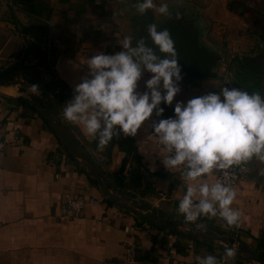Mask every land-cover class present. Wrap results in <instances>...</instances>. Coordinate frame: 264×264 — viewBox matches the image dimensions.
<instances>
[{"label":"crops","instance_id":"0c3cea01","mask_svg":"<svg viewBox=\"0 0 264 264\" xmlns=\"http://www.w3.org/2000/svg\"><path fill=\"white\" fill-rule=\"evenodd\" d=\"M167 1L170 15L156 18L151 9L144 14L136 11L134 5L143 0H10L9 17L0 24L17 27L21 38L38 49L37 56L30 53L38 60L28 67L48 66L43 69L48 85L58 93L62 83L74 90L81 82L89 57L119 51L117 41L125 36L132 37L133 46L142 36L149 39L146 28L155 23L158 31L167 29L176 43H182L181 37L188 33L195 47L212 59L210 75L181 73V91L173 105L161 104L164 116L174 115L176 101L186 103L223 86L264 96V72L250 70L243 62L258 61V56L244 52L249 41L246 35H238L247 31L239 0ZM150 75L145 72L140 91ZM14 93L16 85L0 86V142L4 143L0 148V264H195V253L223 258L224 242L185 233L188 226L178 213L185 192L182 170L164 167L167 152L153 134L151 121L137 136L113 138L100 152L98 141L86 137L82 126L64 119L70 93L62 90L54 101H44L40 93ZM152 119L156 120L155 114ZM246 165L249 175L234 186L237 198L232 205L242 213L240 227L229 228L219 217H201L197 223L203 231L239 237L255 253L257 238L264 234V163L253 159ZM94 171L122 198L161 209L166 219L179 223L181 232L109 201L92 182ZM214 174L206 180L215 182ZM65 194L93 196L98 202L73 217L61 216ZM143 213L154 216L148 209ZM129 244L135 249L127 260ZM225 264L259 262L237 253Z\"/></svg>","mask_w":264,"mask_h":264},{"label":"clouds","instance_id":"9594fccd","mask_svg":"<svg viewBox=\"0 0 264 264\" xmlns=\"http://www.w3.org/2000/svg\"><path fill=\"white\" fill-rule=\"evenodd\" d=\"M144 14L154 10L169 16L167 3L159 6L153 0L134 5ZM156 46L140 38L135 46L132 37L118 40L120 50L113 54L100 52L87 60V74L75 85L73 96L63 108L64 119L82 126L84 135L97 140V151L103 152L113 138L135 137L151 121V130L167 155L162 163L166 170L181 169L185 192L179 200L178 213L197 229L201 217L222 219L229 228L240 227L242 213L232 205L236 189L221 180L208 182L206 177L245 165L253 159L264 163V96L240 88L223 86L209 92L176 101L174 115L159 120L165 111L161 104L172 106L181 91V65L170 32L151 23L146 28ZM166 54L163 57L157 54ZM145 72L150 73L139 90ZM30 91L39 95L38 85ZM264 175V169L261 170ZM237 250L225 247L222 259L215 255L197 257V264H225L234 259Z\"/></svg>","mask_w":264,"mask_h":264},{"label":"water","instance_id":"95a60500","mask_svg":"<svg viewBox=\"0 0 264 264\" xmlns=\"http://www.w3.org/2000/svg\"><path fill=\"white\" fill-rule=\"evenodd\" d=\"M141 38H144V36H142ZM181 38H182V43H176V38H173L174 47L178 50L177 51L178 63L181 65V73H189L194 76L210 75V73L208 72V69H209L210 63H212V59L209 56H207V54L204 52L203 49L201 48L199 49L195 47L193 43V37L190 36L188 33H184V35ZM149 39L147 40L145 39L148 46L153 47L155 49L156 46ZM156 52L161 57L166 55V54L159 53L158 49H156ZM179 57L182 59H180ZM243 62L245 66L249 68L250 70L264 72V62L259 59L258 61L254 59H245ZM37 67L45 69L44 65H39ZM29 69H31V67L23 66V65H18L15 67H9L7 69H4L0 71V83L4 82L12 74H15L18 72H25ZM36 84L39 87H41L45 92H48L47 88L43 86L40 82H37ZM59 139L61 142H63L61 137H59ZM78 156L81 158H84L81 155H78ZM94 174L95 176L92 179V182L95 185H97L105 193L107 197L113 199L121 207L134 212L135 214L144 218L145 220H148L153 223L164 224L165 226H168L169 228L173 229L176 232H181V230L178 228L179 223L172 222L166 219L164 217V212L161 209L150 207L147 204L137 203V202L134 203V205H132L130 202L126 201L116 192L112 191L110 188V184L103 182L102 178L99 176L97 171H94ZM146 209L150 210L154 216H149V215L144 214L143 211ZM186 225L188 226V228L185 231V233H187L188 235L194 236L200 239H205V240H220L224 242V249L226 246L230 248H234L237 250L238 254L239 253L245 254L246 259L255 260L259 262V264H264L261 257L258 254H255L247 246V244H245V242H243V240H241L239 237L226 236L224 235L223 232H215L214 230L203 231L201 229H197L195 225L189 222H186ZM235 242L239 244L238 247L233 246Z\"/></svg>","mask_w":264,"mask_h":264},{"label":"rangeland","instance_id":"374dc122","mask_svg":"<svg viewBox=\"0 0 264 264\" xmlns=\"http://www.w3.org/2000/svg\"><path fill=\"white\" fill-rule=\"evenodd\" d=\"M171 3L175 2L170 0ZM231 2L233 0H230ZM236 0H234L235 2ZM153 2L159 6L162 3H167L168 8L170 3L167 0H153ZM243 6V18L247 22V31L241 30L238 35H246L249 43L246 46L245 53L250 55H257L258 59L264 62V0H239ZM8 6L5 8H0V20L3 18L8 19ZM152 15L156 18L161 14L153 10ZM239 51V50H238ZM34 53L35 56L38 55V49L31 46V42L27 41L25 38H21L20 30L16 27L11 26L3 27L0 24V71L7 69L9 67H15L18 65L23 66H33L38 59H34L30 53ZM237 52V51H236ZM42 60L40 59L39 62ZM232 66H236L237 58L231 61ZM27 70L25 72H18L10 75L1 85H16L17 93L12 95L17 96L19 91L21 94H29L31 85L37 82H43L48 85V76L45 74V70L42 68H37ZM42 84V83H41ZM39 93L43 99H45L43 92H45L41 87H39ZM46 93V92H45ZM52 99H56L54 95H51ZM112 191L116 192L114 189ZM130 202L129 200L125 199ZM132 205L134 203L130 202Z\"/></svg>","mask_w":264,"mask_h":264},{"label":"built area","instance_id":"2783aa9c","mask_svg":"<svg viewBox=\"0 0 264 264\" xmlns=\"http://www.w3.org/2000/svg\"><path fill=\"white\" fill-rule=\"evenodd\" d=\"M10 4V0H0V8H5ZM171 116H164L156 117V120L162 119V118H168ZM16 142L15 139H12L11 143ZM4 143L0 142V148H3ZM249 175V167L245 164L242 166L234 167L233 169L229 170V175L227 177L223 176L221 173H215L214 174V181L221 180L222 182L228 183L232 185L233 187L238 185L241 181L245 180ZM97 198L93 196H83V195H73V194H65L63 197V200L59 207V213L61 216H67V217H73L77 215V213L86 205H92L97 203ZM134 245L129 244L125 248V256L127 260H130L133 257L134 254ZM215 255L217 259L219 260L220 257L215 253H195L193 255L194 263L197 264V257H203L206 255Z\"/></svg>","mask_w":264,"mask_h":264},{"label":"trees","instance_id":"16d2710c","mask_svg":"<svg viewBox=\"0 0 264 264\" xmlns=\"http://www.w3.org/2000/svg\"><path fill=\"white\" fill-rule=\"evenodd\" d=\"M242 67H243V65H241ZM48 66H46L45 65V69L47 68ZM60 81V80H59ZM59 81H57L58 83H60ZM42 83V85L43 86H45L46 88H47V90H48V92H43V94H44V97H45V99H44V101L45 100H52V97H51V95H54L55 96V98H56V100L58 99V98H60L59 97V93H61V91L63 90V91H66L67 93H70L71 94V96H73V90H71V89H69L65 84H63L62 82V84H61V86H62V88L60 87V90H59V93L56 91V89L57 88H54L53 86H50V85H47L46 83H43V82H41ZM8 100H9V98H8ZM10 100H14V101H19V102H22L21 100H19V99H10ZM54 101V100H53ZM59 103H60V101H59ZM49 107H50V104H49ZM109 201H112V202H114V200H112L111 198H107ZM255 253L256 254H258L260 257H261V259H262V261L264 262V234H262L259 238H257V245H256V248H255Z\"/></svg>","mask_w":264,"mask_h":264}]
</instances>
